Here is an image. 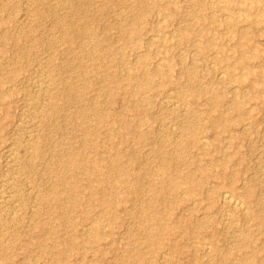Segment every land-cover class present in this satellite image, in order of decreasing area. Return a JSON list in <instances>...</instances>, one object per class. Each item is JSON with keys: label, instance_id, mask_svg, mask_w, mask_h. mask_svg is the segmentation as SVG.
I'll return each mask as SVG.
<instances>
[{"label": "rangeland", "instance_id": "obj_1", "mask_svg": "<svg viewBox=\"0 0 264 264\" xmlns=\"http://www.w3.org/2000/svg\"><path fill=\"white\" fill-rule=\"evenodd\" d=\"M244 1L159 0L153 7L147 0H0V244L6 245L0 264H53L52 250L68 264H264V5L247 17ZM257 12L262 20L251 25L246 18ZM230 18L237 24L229 25ZM79 21L88 34L68 32ZM239 41L256 54L250 64L261 73L253 76L259 79L254 89L229 74ZM94 65L99 70L88 72ZM142 75L148 83L138 89ZM200 86L207 91L197 93ZM216 93L224 95L218 111L242 117L230 125L232 140L210 124L218 113L209 106ZM238 93L242 109L231 111ZM116 150L133 173L120 174L117 202L106 215L87 195L91 169L64 162L93 154L103 161ZM176 170L205 177L204 186L194 182L205 194L185 188L164 199L159 190ZM223 171L228 178L215 176ZM229 177L253 189L249 199L258 202L250 214L224 205L218 191L232 184ZM76 179L82 198L73 208L65 185ZM207 194H218L217 203L201 231L215 233L217 249L208 239L163 237L152 224L156 213L167 223L189 211L203 217L212 202ZM93 220L101 226L97 244L82 239ZM36 225L42 228L35 231ZM71 235L74 250L62 243ZM173 241L186 250H172Z\"/></svg>", "mask_w": 264, "mask_h": 264}, {"label": "bare ground", "instance_id": "obj_2", "mask_svg": "<svg viewBox=\"0 0 264 264\" xmlns=\"http://www.w3.org/2000/svg\"><path fill=\"white\" fill-rule=\"evenodd\" d=\"M147 1H148L149 4L153 5V7H156V5L160 4L159 0H147ZM238 4H239V2H238ZM260 5H264V0H245L244 2H242V7H243L242 9H244L245 12L242 13V14H244L245 16L251 15V12L254 11L255 9H257ZM165 8H168V6H165ZM167 10H169V9H167ZM237 10H239V9H237ZM173 14H176L175 9H173L172 12L168 11V16L169 17H172ZM195 14H197V13H195ZM260 14H261L260 12H257V15H253L251 17L252 19L246 18V21H249L251 25H257L262 20V15H260ZM195 17L198 20L201 18L200 15L199 16H195ZM137 18L138 17H135L134 21H136ZM235 19L234 18H230V19L227 20V23L229 25H236L237 21ZM79 23L80 24L72 23L73 25L71 24V26L69 27L68 32L71 33L72 35H76L75 33H78V34H80L82 36L88 34L90 32V30H89V28H87L85 26L86 23H84V22L81 23L80 21H79ZM134 29H135L134 32L136 33L137 32V28H134ZM239 34L241 35V37L242 36L245 37L246 31L244 29H240V33ZM3 37H5V34L1 33L0 34V38H3ZM137 41H138L137 43L142 42L141 40L140 41L137 40ZM97 42H98L97 45L100 44V40H98ZM246 45H247V43H245L244 41H239L238 45L235 44V46H233V50L235 52L237 51L239 53V58L237 59L236 62L228 65V70L230 72L229 74L231 75V77L232 76L234 77V81L238 85H244V84L246 85L247 84L249 88L254 89L259 84V79L258 78H253V76L255 74L260 75L261 72L259 70H257L256 68L252 67V65L250 64L251 58L253 56H255L256 54L255 53L254 54L247 53ZM108 50H107V52L112 54L113 51H111V50L108 51ZM143 58H144V56L139 57L138 61H142L143 60L142 62H144ZM164 65L165 64L159 62V64L156 67V69H157L156 72L157 73H161L163 71V69H164L163 68ZM98 67H99L98 65H94V66H92L90 68V70H88V72H90V71L91 72H97L99 70ZM239 68H241L243 71H242V73L237 75V71H238L237 69H239ZM224 76L226 78L228 75L226 76V74H225ZM145 77H146L145 75L141 76V78H140V80L138 82V84H139L138 85V89L142 88V86L145 87L147 85L148 82H146L147 78H145ZM204 91H207L206 86H205V88L200 86L198 88V90H197V93L201 94ZM133 93H135V92H133ZM233 95H235V94H233ZM223 97H224V95L222 93L214 94L212 96V98H211L209 106L212 109H215V110L217 109V111H218V106H219L220 102L223 100ZM239 97H240V94L238 93V95L236 94L233 97V99H232L233 101L229 103L230 104L229 105L230 106L229 109L231 111L239 112L242 109L243 102L240 100ZM167 100H168V98H167ZM66 101L67 102L70 101V98L66 97L65 102ZM134 102H136V101H134ZM96 105H97V102H92L91 103V109L93 107H95ZM52 114H53V112H52ZM117 119H118L117 121H119L121 126H123V127L124 126H128L127 125L128 122L126 121V119H124V117L118 116ZM197 122H199V121H197ZM232 122L240 123V122H242V117H239L238 119H234L233 120L231 118H228L227 112H224V111L220 110V111H218L217 114H215L214 117H211V119H210L211 126L213 128L218 129V131H219L218 132L219 133L218 136H223V134L226 133L228 139H230V140L234 139L235 136H236V135H234L232 133H229L230 132L229 131L230 130V125H231ZM127 131H128V128H127ZM116 132L119 133L118 131H116ZM123 133L124 132H122V134ZM122 134H120V136H123ZM139 136L142 137V135H139ZM202 140H203V138H202ZM83 147L88 148L89 146H88V144L84 143ZM168 158L169 157H166V156L162 157V165H161V167H162V173H164V174L166 173V169L169 170V168H167V161L169 160ZM228 160L229 159L225 156L224 158H222V159H220L218 161V165L221 166V167H226ZM64 165L66 167L71 168L72 170H79V169H82V168H86V169L90 168L91 169L90 171H92V174L86 172V173L90 174L89 185L86 187V189L88 190L87 195H89V200H93V198L94 199L96 198L99 201V204H101L103 207L105 206V214L106 215L111 213V210L113 209L114 203L117 202V200H116V189L117 188L116 187H117L118 178H119L120 174L131 175L133 173V168L128 164V162H125V160H123V152H121L120 150L119 151L116 150L109 157L104 158L103 161H101L100 158H98L96 155L93 154V156H82V157L80 156V157H77V158L70 157L69 160H66L64 162ZM94 173H96V175H94ZM215 174H216L215 176L219 177V178H228V176L226 177L227 174H225L224 171L220 172V173H215ZM236 179L237 178H234V177L230 178V180L228 182L232 183V184H227V185H229L228 188H226L225 186H219L221 191L219 190L218 194H221V196L223 194L222 200H223L224 205L233 206V208H237V209H239L241 211H244L245 213H248V212H246L248 207H252V205H254V203L256 201V200L254 201L253 199H249V196L253 195L254 191H253L252 188H249V186H246L245 182H243L241 185H238V186L233 184L234 181L236 182ZM194 182H196L195 185H199V186L203 185L204 186L205 183H206L205 177H201V179H197L195 174H194V172H192V173L187 172L185 174H181V173H179L176 170L174 174L165 177L164 183H163L162 187L160 188L159 193L165 199V197L168 194L176 193L177 191L186 188V189L190 190L191 193H193V194L199 193V194L204 195L205 191L203 189L200 192H197L195 190ZM66 183H68V182H66ZM92 183H98L97 184L98 187L92 188L90 186V185H92ZM186 183H188L190 185L187 186ZM65 186H66V190L69 192V197L71 199L72 207L74 208L75 206L79 205V202H80V200L82 198V196H81V186H80V184H79L77 179L74 182H70V183L66 184ZM107 186H108L109 190L105 189V188H107ZM165 188L168 189V190L165 191ZM217 195L215 194V196H209L207 194V198H210L209 201L211 200L212 202L210 201L211 204H210V206L207 207V213L203 217H199V216L193 215L191 213V211L188 210L189 213L181 214V216H178L175 220H173L172 223H167L166 221L161 222V218L160 217L162 215L160 213H156L155 216L152 218V221L154 222V223L152 222V224L153 225H158V228H159L158 230L160 231V234L163 237L164 236H174V235L178 234L180 237L185 238V239H188V238H191V237L192 238L195 237V238H198V239H206V240L208 239V241H210V242H206V243L209 244V245L213 244V248L217 249L218 247H217V244H216L215 233L211 231L210 234H204L201 231V229L205 227L208 219H211V220L214 219L213 215L211 214V213H213V212H211V208L214 206L215 203H217V200H216L217 199ZM57 196H58L57 197L58 201H63V198H62L63 197V193H61V194L59 193V195H57ZM185 197L187 198V195H185ZM204 197L201 196V198H204ZM207 198H204V199H207ZM204 199H202L200 201L203 202ZM257 202L255 203V205L257 204ZM219 203H220V200H219ZM196 208L197 207L194 206L191 209H196ZM250 212L251 211L249 210V214H250ZM257 214H258L259 218L261 219L263 213L259 210L257 212ZM246 215H248V214H246ZM83 216H87V215L83 214ZM100 227L101 226H100L99 222H97L95 220L91 221L90 225H88L87 229L85 230V233L83 235L85 238H82V239H84L83 241L86 242V243L97 244L98 240H99ZM38 228L40 229L42 227L39 226V225H36V228H34L35 231H37ZM151 229L152 228H150V230ZM73 235L76 236V234H73ZM73 235H71L69 238H66L64 240V242L62 240V243L65 244L67 247L71 248L72 250L78 248V242L76 240V237H73ZM34 243H35V245H37V247H39L41 249L45 245L41 241H35ZM199 243L202 244V242H199ZM161 244L163 245L162 242H161ZM196 244L198 246L197 241H196ZM5 246H6L5 244H0V250L3 247H5ZM169 246L174 251H177V250L184 251V250H186L185 248H179V246L174 241ZM52 251H54V252H51V251L50 252L52 254L51 259H52V263L53 264H68V262H66V261H63L64 263L61 262L62 260H61V257H60V254H59L58 251H55V250H52ZM169 262L170 261H167V263H169Z\"/></svg>", "mask_w": 264, "mask_h": 264}]
</instances>
